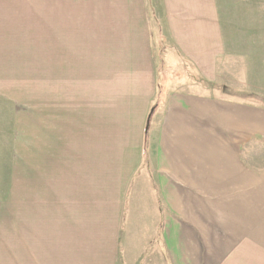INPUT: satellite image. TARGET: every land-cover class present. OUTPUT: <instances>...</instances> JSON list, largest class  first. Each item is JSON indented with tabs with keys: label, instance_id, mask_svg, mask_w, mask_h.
I'll use <instances>...</instances> for the list:
<instances>
[{
	"label": "crops",
	"instance_id": "crops-1",
	"mask_svg": "<svg viewBox=\"0 0 264 264\" xmlns=\"http://www.w3.org/2000/svg\"><path fill=\"white\" fill-rule=\"evenodd\" d=\"M41 2L0 0L1 101H26L8 37L49 38V112L18 142L0 264H72L74 230L81 245L106 214L96 264H264V54L223 24L225 0ZM110 100L126 119L106 120Z\"/></svg>",
	"mask_w": 264,
	"mask_h": 264
},
{
	"label": "rangeland",
	"instance_id": "rangeland-1",
	"mask_svg": "<svg viewBox=\"0 0 264 264\" xmlns=\"http://www.w3.org/2000/svg\"><path fill=\"white\" fill-rule=\"evenodd\" d=\"M246 0H225L224 4H222V19L223 24H226L232 28L233 30L237 29L241 30V26H243L244 33L246 36V40H249L250 43L257 41L259 46V53L264 54V0H254L255 4H248L249 2H245ZM41 3H46V0H42ZM91 5H95V2L92 1ZM46 5H43L40 9L42 11V20L43 22V30H45V34L47 35L49 30V21L48 16L44 15V11L46 10ZM38 8V7H37ZM242 29V31H243ZM259 33H258V31ZM257 31V35H253L252 32ZM248 32V34H247ZM232 38H227V40H231ZM92 40V39H89ZM233 40V39H232ZM9 45L11 46L13 41H17L18 47L21 50L25 51L22 55L24 56V60H20L18 63V70L16 77H21L17 79L16 86L14 90L16 91L15 96L21 97L20 100L26 101H14L11 96L12 93L9 94V101L0 100V200L3 201L5 196V190L9 191L15 189L14 180L12 177L15 175L17 170V152L19 149L18 142L25 135L28 137L31 135L32 127H30L29 123L31 122L30 115L33 113L34 109L36 111H40L41 114L45 115L49 112V101H48V37L41 38H27V37H8ZM40 46V48L38 47ZM7 48V47H6ZM257 49V50H258ZM20 50V51H21ZM39 50V51H38ZM247 50V48H246ZM256 47L252 45L249 46V64H254L256 61H260L259 54L257 56ZM18 51L15 52L17 54ZM40 52H45L40 57ZM8 53V54H6ZM165 51L160 56L164 57ZM8 55V63L9 68L13 69L11 65L15 60V55L12 54L11 50L7 48V52L3 54V59L5 60V56ZM164 62H158V68L164 70L163 66ZM41 68L40 72V81L37 83L36 81V69ZM35 69V70H34ZM237 71V70H236ZM163 72V71H161ZM158 73V81L161 83L163 81V74ZM240 72V70H239ZM22 74V75H21ZM166 75V74H164ZM224 74H222L217 79V84H212V94H222L225 92L226 80L223 78ZM15 77V78H16ZM167 77V75H166ZM232 76L230 75V80L228 84H231ZM158 82V83H159ZM169 83V82H168ZM166 83V84H168ZM38 85V86H37ZM168 85H166L167 87ZM18 87V89H16ZM238 87V86H236ZM170 88V86H169ZM177 86L172 85L171 89H175ZM170 89V90H171ZM21 90V91H20ZM41 92V101L36 100V93ZM11 95V96H10ZM34 95V96H33ZM107 97V96H106ZM120 101H111L106 102V120L109 116L113 117L115 120L119 121L121 119H126L128 115V105H125L124 108L120 110L121 106ZM117 106V107H116ZM40 109V110H38ZM109 111V112H108ZM108 112V114H107ZM30 114V115H29ZM110 114V115H109ZM29 117H26V116ZM129 117V116H128ZM109 121V119H108ZM130 121V119H128ZM21 122H25V127L20 126L17 127V124ZM22 126V125H21ZM30 131V132H29ZM25 132V133H23ZM148 159V156H147ZM75 170V169H74ZM75 184V183H74ZM10 194V193H9ZM11 195V194H10ZM12 204H14L15 210V202L16 198L12 200ZM56 204V203H55ZM56 211L59 213L60 205L56 204ZM16 213H14V216ZM80 216L79 214H77ZM95 215H90V221ZM110 215H103V225L99 222L98 229L89 228L87 229L86 238L81 239V245H78L76 242V230H74V245H73V255H72V264H96L97 260L93 261L97 257H102V249L105 245H108V241L110 239V235H112V224L108 221ZM74 218H76L74 214ZM100 221V220H99ZM89 222L92 227H96L93 223ZM97 225V222H95ZM99 246V249H98ZM100 251V252H99ZM98 253V255L96 254ZM101 254V255H100Z\"/></svg>",
	"mask_w": 264,
	"mask_h": 264
}]
</instances>
